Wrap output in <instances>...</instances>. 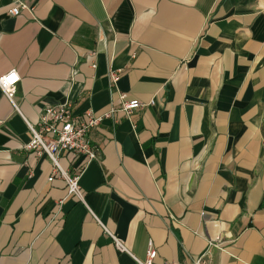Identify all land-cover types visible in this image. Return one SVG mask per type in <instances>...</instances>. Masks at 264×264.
I'll return each mask as SVG.
<instances>
[{
    "label": "crops",
    "instance_id": "1",
    "mask_svg": "<svg viewBox=\"0 0 264 264\" xmlns=\"http://www.w3.org/2000/svg\"><path fill=\"white\" fill-rule=\"evenodd\" d=\"M22 1L0 0V75L21 78L18 109L0 89V264H133L105 227L153 264H264V0ZM122 95L145 105L90 132L82 201L28 122Z\"/></svg>",
    "mask_w": 264,
    "mask_h": 264
},
{
    "label": "built area",
    "instance_id": "2",
    "mask_svg": "<svg viewBox=\"0 0 264 264\" xmlns=\"http://www.w3.org/2000/svg\"><path fill=\"white\" fill-rule=\"evenodd\" d=\"M28 5L22 0H18L15 6L10 10L12 15L19 14L22 9L27 8ZM96 51L92 52L95 54ZM96 62L93 63L95 67ZM122 69H116L110 67L108 75L111 80L110 90L112 91L116 83L121 78ZM15 76L14 79L9 80V77ZM20 75L18 71L11 70L10 72L0 75V89L4 92L8 98L14 103V106L18 109L15 102L16 86L20 81ZM125 95L121 96L120 105L111 102V107L103 113H97L91 109L83 114H76L73 105L69 100H65L60 104L47 105V108L40 113L39 122L37 124L28 122V128L30 130L32 138L25 145L27 150L35 152L38 156H46L53 164L52 175L49 177L53 180L55 176L65 179L68 184V193L70 195L77 196L84 201V195L82 193L81 174L86 165L78 164L76 161L80 158H84L86 162H91L94 159H99L100 149L93 143L90 138V132L93 128L103 123L106 119H112L113 123L117 125L121 119L117 117V113L121 111L126 115H130L135 109H138L145 105L138 98L126 100ZM153 103L154 100H151ZM67 153L73 159L74 166L67 168L61 164V158L63 154ZM105 231L109 236H112L114 246L122 253L129 254L133 260V264H153L158 250L150 240L148 245V253L146 257L142 258L137 256L133 250H131L125 240L117 236L110 229L105 227ZM212 246H222L221 238H208V248ZM208 251L198 255L194 258L190 264H213L208 258ZM170 264H189L181 262H170Z\"/></svg>",
    "mask_w": 264,
    "mask_h": 264
},
{
    "label": "snow or ice",
    "instance_id": "3",
    "mask_svg": "<svg viewBox=\"0 0 264 264\" xmlns=\"http://www.w3.org/2000/svg\"><path fill=\"white\" fill-rule=\"evenodd\" d=\"M14 78H15V76H14V74H13V76L9 77V80H12V79H14Z\"/></svg>",
    "mask_w": 264,
    "mask_h": 264
}]
</instances>
